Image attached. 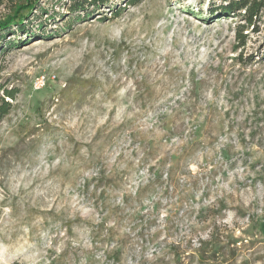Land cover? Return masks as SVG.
Masks as SVG:
<instances>
[{
	"label": "rangeland",
	"instance_id": "rangeland-1",
	"mask_svg": "<svg viewBox=\"0 0 264 264\" xmlns=\"http://www.w3.org/2000/svg\"><path fill=\"white\" fill-rule=\"evenodd\" d=\"M67 3L0 40V264H264V8Z\"/></svg>",
	"mask_w": 264,
	"mask_h": 264
},
{
	"label": "trees",
	"instance_id": "trees-1",
	"mask_svg": "<svg viewBox=\"0 0 264 264\" xmlns=\"http://www.w3.org/2000/svg\"><path fill=\"white\" fill-rule=\"evenodd\" d=\"M109 0H68L70 14L76 13L78 16L84 15L83 18H88L94 15V9L99 10L100 6H104L108 3ZM139 2L140 0H135ZM224 4L219 5L212 10V14L219 13L221 16H236L243 17L246 21H249L254 25L255 18H258L260 12L264 8V0H221ZM25 3H19L14 9L12 16L0 20V40H6L9 36H13L7 44L8 46L15 47L16 36L19 33H26L27 30V21L29 20L28 16H21V11L24 9L31 10L35 6L38 7L39 0H24ZM92 7V8H91ZM42 12L43 9L40 8ZM17 13V14H16ZM15 27V28H14ZM244 28V27H241ZM29 33V32H28ZM240 39H243L244 43V34L243 29L240 30ZM34 37V36H32ZM31 37V38H32ZM19 45V44H18ZM6 48V49H7ZM6 49H2L1 53H4ZM2 95H0V124L3 119L10 113L12 110V104L7 99H14L15 92L12 90H2Z\"/></svg>",
	"mask_w": 264,
	"mask_h": 264
},
{
	"label": "built area",
	"instance_id": "built-area-1",
	"mask_svg": "<svg viewBox=\"0 0 264 264\" xmlns=\"http://www.w3.org/2000/svg\"><path fill=\"white\" fill-rule=\"evenodd\" d=\"M46 83H47V79L45 78V76H40L36 80L35 88L38 90L42 89L46 86Z\"/></svg>",
	"mask_w": 264,
	"mask_h": 264
}]
</instances>
